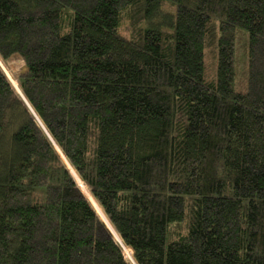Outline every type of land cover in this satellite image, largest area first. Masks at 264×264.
Listing matches in <instances>:
<instances>
[{"label":"trees","instance_id":"16d2710c","mask_svg":"<svg viewBox=\"0 0 264 264\" xmlns=\"http://www.w3.org/2000/svg\"><path fill=\"white\" fill-rule=\"evenodd\" d=\"M14 56L0 264H264V0H0Z\"/></svg>","mask_w":264,"mask_h":264},{"label":"bare ground","instance_id":"6f19581e","mask_svg":"<svg viewBox=\"0 0 264 264\" xmlns=\"http://www.w3.org/2000/svg\"><path fill=\"white\" fill-rule=\"evenodd\" d=\"M2 59L0 58V63L2 64ZM15 87L17 89L18 94H22L21 89L19 87V85L17 83H15ZM25 103V102H24ZM29 108V107H28ZM35 118V117H34ZM38 118V117H37ZM38 121V120H37ZM43 126V125H42ZM52 139V138H51ZM56 144V143H55ZM57 150L59 151V153L61 154L62 160L64 161V163L66 164L67 168L71 171H73V175L75 177L76 182L78 183V186L80 187V189L83 191V193L85 194L86 198L89 200V202L91 203L92 207L94 208V210L97 212V214L99 215V217L101 218V220L105 223V225L107 226V229L111 232L112 236L115 238V240L117 242H122L121 237L119 236L118 232L116 231V229L114 228V226L112 225V223L110 222L108 216L106 215L105 211L103 210L102 206L99 204V202L95 199V197L93 196V194L91 193L90 189L88 188V186L85 184V182H83V180L80 178V176L77 174V172L74 170L73 166L71 165V163L68 161L67 157L63 154V152L60 150V148L57 146ZM122 244V243H121ZM127 246V245H126ZM124 246V250H125V255L126 258L131 261L132 263H134V258H133V253L132 250L128 247Z\"/></svg>","mask_w":264,"mask_h":264},{"label":"rangeland","instance_id":"374dc122","mask_svg":"<svg viewBox=\"0 0 264 264\" xmlns=\"http://www.w3.org/2000/svg\"><path fill=\"white\" fill-rule=\"evenodd\" d=\"M166 10H168V12L171 11L170 9H166ZM0 66H1L2 70L4 71V73L6 74V76L8 77V79L10 80V82L12 83V85L14 86V88L16 89L15 83H17L19 85L18 77L25 70V62H24V60H22V58L20 56H14V57L10 58L7 61H4V62L2 61V64L0 63ZM16 91H17V89H16ZM74 170H75V168H74ZM70 172H71L72 176L74 177V175L72 173L73 171L71 170ZM79 189H80V187H79ZM104 225H105V223H104ZM124 252H125V250H124Z\"/></svg>","mask_w":264,"mask_h":264},{"label":"water","instance_id":"95a60500","mask_svg":"<svg viewBox=\"0 0 264 264\" xmlns=\"http://www.w3.org/2000/svg\"><path fill=\"white\" fill-rule=\"evenodd\" d=\"M20 95L23 97V95L20 93ZM25 103L31 108V106L28 104V102L26 101V99L23 97ZM32 110V109H31ZM111 233V232H110ZM121 243V242H120Z\"/></svg>","mask_w":264,"mask_h":264}]
</instances>
